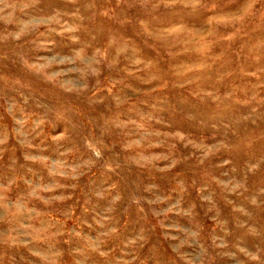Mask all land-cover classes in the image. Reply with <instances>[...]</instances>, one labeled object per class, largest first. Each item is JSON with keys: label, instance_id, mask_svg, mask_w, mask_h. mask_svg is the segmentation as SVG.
I'll list each match as a JSON object with an SVG mask.
<instances>
[{"label": "rangeland", "instance_id": "rangeland-1", "mask_svg": "<svg viewBox=\"0 0 264 264\" xmlns=\"http://www.w3.org/2000/svg\"><path fill=\"white\" fill-rule=\"evenodd\" d=\"M0 264H264V0H0Z\"/></svg>", "mask_w": 264, "mask_h": 264}]
</instances>
